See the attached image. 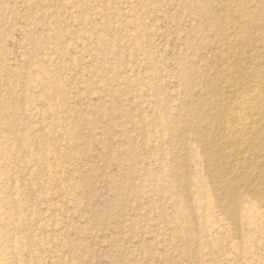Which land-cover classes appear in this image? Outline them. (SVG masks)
I'll list each match as a JSON object with an SVG mask.
<instances>
[{"label": "rangeland", "instance_id": "374dc122", "mask_svg": "<svg viewBox=\"0 0 264 264\" xmlns=\"http://www.w3.org/2000/svg\"><path fill=\"white\" fill-rule=\"evenodd\" d=\"M0 264H264V0H0Z\"/></svg>", "mask_w": 264, "mask_h": 264}]
</instances>
